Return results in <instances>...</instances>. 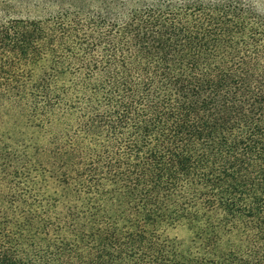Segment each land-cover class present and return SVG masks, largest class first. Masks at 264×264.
I'll use <instances>...</instances> for the list:
<instances>
[{
    "label": "trees",
    "instance_id": "trees-1",
    "mask_svg": "<svg viewBox=\"0 0 264 264\" xmlns=\"http://www.w3.org/2000/svg\"><path fill=\"white\" fill-rule=\"evenodd\" d=\"M255 3L0 9V264H264Z\"/></svg>",
    "mask_w": 264,
    "mask_h": 264
},
{
    "label": "rangeland",
    "instance_id": "rangeland-1",
    "mask_svg": "<svg viewBox=\"0 0 264 264\" xmlns=\"http://www.w3.org/2000/svg\"><path fill=\"white\" fill-rule=\"evenodd\" d=\"M100 0H0V9L5 15L27 14L35 16L43 13H54L60 10L68 9L71 11L81 9L82 5H95ZM255 1V0H254ZM255 3L264 11V0ZM2 15V14H1ZM3 16V15H2ZM170 236L175 237L182 244H186L190 239V232L186 226L180 225L168 230Z\"/></svg>",
    "mask_w": 264,
    "mask_h": 264
}]
</instances>
